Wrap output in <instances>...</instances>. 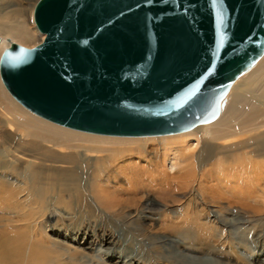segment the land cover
I'll return each instance as SVG.
<instances>
[{"label": "bare ground", "instance_id": "bare-ground-1", "mask_svg": "<svg viewBox=\"0 0 264 264\" xmlns=\"http://www.w3.org/2000/svg\"><path fill=\"white\" fill-rule=\"evenodd\" d=\"M9 1L0 7V52L10 42L7 36L22 44L36 38L27 27L25 5ZM33 5L28 4L30 15ZM10 95L0 84V264H161L116 250L113 240L96 233L100 222L107 224V217L131 221L135 239L163 245L173 235L146 223L150 193L183 196L193 186L196 193H209L229 152L244 147L232 170H225L234 177L230 185L236 193L219 195L228 200L226 206L209 196L206 240L202 236L176 247L212 255L217 264H234L227 253L239 246L221 222L230 219L222 208L245 219L264 213V203L251 207L246 201L264 200V49L233 77L212 118L176 131L82 130L40 116ZM86 226L91 229L84 231ZM260 256L264 264V250ZM162 262L175 264L169 258Z\"/></svg>", "mask_w": 264, "mask_h": 264}, {"label": "water", "instance_id": "water-1", "mask_svg": "<svg viewBox=\"0 0 264 264\" xmlns=\"http://www.w3.org/2000/svg\"><path fill=\"white\" fill-rule=\"evenodd\" d=\"M33 20L38 41L0 52L5 88L36 114L93 132L210 119L264 49V0H36Z\"/></svg>", "mask_w": 264, "mask_h": 264}, {"label": "rangeland", "instance_id": "rangeland-1", "mask_svg": "<svg viewBox=\"0 0 264 264\" xmlns=\"http://www.w3.org/2000/svg\"><path fill=\"white\" fill-rule=\"evenodd\" d=\"M17 1H19V3H21L22 5H25V9L27 10V12L26 10L24 11V16L25 19H28L27 27L36 36V42L43 36V33L39 32V30H37L35 26L33 20V10L31 11V15L30 11L28 10V4H33L36 0ZM8 4H11L9 0H0V7H3V5ZM5 38L7 41L14 40L11 36H7ZM0 82L1 87L5 91V86L3 85L1 79ZM243 149L244 147H235L231 150V152H229L230 154L228 158H225L224 160V172H217L215 170L217 175L215 174L216 177H214V180L217 184L212 186V191L210 190L209 193L203 191V195L200 191H198L197 194L195 191H193V189H195L193 188L194 186L191 187L192 189L189 188L188 192L183 196L176 195L175 193L170 196L161 195L157 193H150L149 201L146 202L145 209L143 211L146 223H149L150 226L153 227V230H156V232L160 231L163 232V234L167 233L168 235H173V237H169L170 240L166 242L167 244H161L162 248L158 243L154 244L150 241H143L141 239L140 241H138L137 239H135L137 237L135 235V233L137 232V227L133 225L131 221L127 220H116L114 218L107 217V224H104V222H100V229H98L96 233L103 234L105 237L113 240V242L115 243L114 245L116 247V250L124 249L126 250L127 254L131 257L139 256L141 259L149 258L153 260L157 258V260H159L157 262L161 264L163 263L162 260L164 258H169V260L175 264H217L215 257H213L212 255L197 252L193 253L188 251L179 252L176 247L177 245H183L182 242H185L186 244H193L194 241H198L199 239L204 238L202 242L206 240L205 238L207 235H205V233H207V229L209 231V227L207 225L206 219H204L203 217L207 218L211 216L207 204L212 207L210 203L213 201H211L212 199H210L209 196L214 197L213 200L215 199L216 202H220V200H222L223 204L226 206L228 200L226 198L220 199L219 195H222L224 197L226 195L230 196L236 193L234 187H232L233 185H230V182H233V179L231 178L234 177H229L225 175V170H232L233 165H236L237 159H241ZM237 165H240V163H238ZM246 201H249L251 203V207L260 206V202H262V204L264 203V200L261 199L260 196L248 198ZM254 201H257V203ZM236 204L237 206L242 205L239 202ZM224 205L221 207H224ZM222 212L225 214L227 213V215H229L230 217L229 220L222 219L221 221L224 222V227L226 226L225 228L230 230L229 232L231 236L229 237V239L233 242L234 245L237 244L239 246L238 250H236L235 252L230 251V253H227L228 255H230L231 261L234 264H246V262L259 264L261 258L260 255L264 250V213L263 215H260L255 218L246 217L245 219V217H242L239 213L233 215L225 208H222ZM197 218L199 220H197ZM190 224H192L193 226H190ZM254 225L257 226L255 228H252L254 227ZM171 226L173 227L171 228ZM88 228L89 226L84 227V231L91 229V227L89 229ZM175 232H183L184 235H174L173 233ZM198 232L201 233V236L199 235L200 237L198 236ZM250 247L255 249H250ZM259 248H261L262 251H257ZM242 252L243 255H240V253L242 254Z\"/></svg>", "mask_w": 264, "mask_h": 264}, {"label": "snow or ice", "instance_id": "snow-or-ice-1", "mask_svg": "<svg viewBox=\"0 0 264 264\" xmlns=\"http://www.w3.org/2000/svg\"><path fill=\"white\" fill-rule=\"evenodd\" d=\"M214 3H222V0H214ZM221 22H223V13H221ZM221 40H223V35H221Z\"/></svg>", "mask_w": 264, "mask_h": 264}]
</instances>
